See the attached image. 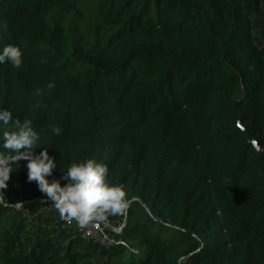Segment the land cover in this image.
<instances>
[{"label":"trees","instance_id":"trees-1","mask_svg":"<svg viewBox=\"0 0 264 264\" xmlns=\"http://www.w3.org/2000/svg\"><path fill=\"white\" fill-rule=\"evenodd\" d=\"M263 22L264 0H0V49L23 55L0 109L41 133L50 180L95 159L129 201L114 246L59 245L1 192L0 264H264ZM27 163L5 190L44 198Z\"/></svg>","mask_w":264,"mask_h":264},{"label":"clouds","instance_id":"clouds-1","mask_svg":"<svg viewBox=\"0 0 264 264\" xmlns=\"http://www.w3.org/2000/svg\"><path fill=\"white\" fill-rule=\"evenodd\" d=\"M10 64L20 68L23 63L22 50L17 45H6L0 49V64ZM49 88L54 84L50 83ZM51 132L60 135L61 129L53 127ZM41 133L32 127V121L13 118L11 111L0 109V192L8 187L13 165L27 160L28 182H36L39 191L50 201L61 220L79 228L92 222L103 221L106 216H122L129 201L123 187L109 181L106 164L95 159H84L71 163L61 180L52 179L56 160L49 154V148L35 154V150L45 146ZM20 165V164H19ZM17 207L21 203H16Z\"/></svg>","mask_w":264,"mask_h":264},{"label":"rangeland","instance_id":"rangeland-1","mask_svg":"<svg viewBox=\"0 0 264 264\" xmlns=\"http://www.w3.org/2000/svg\"><path fill=\"white\" fill-rule=\"evenodd\" d=\"M254 32L259 39L261 48H264V22ZM2 191L6 200L15 204L14 206H16V203H21L20 207H16L19 209L21 216L28 218L30 223L28 230L32 231V233H40L42 236L49 238L51 243L59 245L61 244L59 241L60 237L64 238V240H70V238L75 236H84L86 239L96 242V232L90 230L88 225L80 229L74 220L71 223L61 220L54 206L50 204V201H46L45 197L40 199L26 198L24 201H20L15 195L6 192L5 189ZM113 237L115 238V236ZM35 239L36 236L34 234L30 239L24 241L22 246L24 247L26 242L31 245ZM135 256L138 257V255ZM131 257L130 254L126 255V259H130Z\"/></svg>","mask_w":264,"mask_h":264},{"label":"built area","instance_id":"built-area-1","mask_svg":"<svg viewBox=\"0 0 264 264\" xmlns=\"http://www.w3.org/2000/svg\"><path fill=\"white\" fill-rule=\"evenodd\" d=\"M103 221L92 222L88 225V228L96 232L97 234L96 241L98 243H100L102 246L106 248H110L115 245V238L110 235L109 231L112 230L115 232V234H120L123 230V226H120L118 228H112L109 224V226L107 227L103 223Z\"/></svg>","mask_w":264,"mask_h":264},{"label":"water","instance_id":"water-1","mask_svg":"<svg viewBox=\"0 0 264 264\" xmlns=\"http://www.w3.org/2000/svg\"><path fill=\"white\" fill-rule=\"evenodd\" d=\"M239 115H240L239 126L245 132V134H246V136L248 138L249 144L253 145V148H254L255 151L261 152L262 150H261L258 142L255 139H253L252 136H251V134L247 130H245V128L243 127V124H242V114L240 112H239ZM103 223L107 227L109 226V223L106 220H104Z\"/></svg>","mask_w":264,"mask_h":264}]
</instances>
